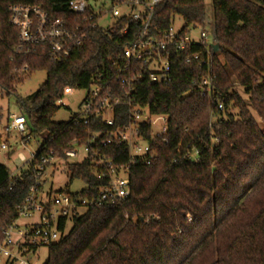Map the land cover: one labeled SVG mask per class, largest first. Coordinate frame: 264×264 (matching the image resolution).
I'll return each mask as SVG.
<instances>
[{"label": "trees", "instance_id": "trees-1", "mask_svg": "<svg viewBox=\"0 0 264 264\" xmlns=\"http://www.w3.org/2000/svg\"><path fill=\"white\" fill-rule=\"evenodd\" d=\"M71 1L0 0V89L16 97L27 129L41 140L36 160L20 177L0 164V242L36 181L41 158L65 159L71 143L85 146L94 134L111 130L100 121L85 126L74 119L53 120L68 87L89 90L103 77V82L113 79L118 88L113 64L133 43L139 25L121 19L112 28H94L70 10ZM87 1L93 5L101 0ZM212 3L220 45L219 52L212 53L215 95L209 99L192 91L193 81L206 72L195 63L186 64L185 53H173V81L168 86L153 85L146 76L138 80L117 124L129 122L131 102L152 115L166 116L167 133L154 143L158 159L131 166V191L124 202L61 218V232L69 222L72 228L45 246V264H264V1ZM16 5L40 7L71 27L81 24L82 46L55 61L48 50L21 43L10 21V8ZM177 18L185 26L203 25L205 0H164L156 8L152 29L164 30ZM36 72H46V82L28 99L20 98L16 87ZM237 86L249 96V104ZM220 104L223 112L218 111ZM146 133L150 137L148 128ZM103 151L117 163L128 162L124 146ZM192 151H197L194 158H184ZM67 172L70 185L85 184L83 198H97L104 182L90 160L69 165Z\"/></svg>", "mask_w": 264, "mask_h": 264}, {"label": "built area", "instance_id": "built-area-1", "mask_svg": "<svg viewBox=\"0 0 264 264\" xmlns=\"http://www.w3.org/2000/svg\"><path fill=\"white\" fill-rule=\"evenodd\" d=\"M109 1L112 4L110 10L98 8L96 4L91 5L87 0H72L69 8L83 17V24L92 23L94 28L101 27L106 30L121 19L139 25L133 43L113 64L115 77L118 76V88L112 84L113 79L103 82V77H100L99 83L85 90L86 95L79 105V112L73 118L85 126L90 125L92 121H100L111 130L94 134L85 146H79L77 142L71 143L65 152V159L41 158L36 181L29 189L26 200L17 207V219L4 231L0 242V264H33L30 258L33 259L39 251L35 252L34 248L54 244L66 234V230H59L61 218L72 219L85 213L89 207L114 206L129 198L131 166L151 164L157 160L158 153L154 143L156 138L162 137L168 130L166 116L152 115L147 107H140L133 102L130 103L133 108L129 112V122L122 126L117 124V120L123 118V102L131 98L134 84L143 76L153 85L168 86L173 81V53H185L186 64L195 63L198 69L206 72L198 81H193L195 86L192 91L196 89L203 97L209 99L215 95L217 78L212 68V45L216 43V37L214 30H207L206 21L203 25H183L181 28H177L173 23L164 30L154 31L153 17L156 8L164 0ZM9 13L12 26L18 30L20 42L48 50L55 61L69 58L72 50L82 46L85 40L81 24L71 27L64 20H53L40 7L16 5L10 8ZM108 17L114 20L113 23L106 28L102 27V21ZM128 27L129 25L122 30L123 34L128 32ZM197 29L199 35L198 39H195L192 30ZM195 48L196 52H191ZM76 91L80 90L66 88L59 105L64 106V98L72 96ZM192 91L185 95L191 94ZM218 111H224L223 104L218 106ZM147 128L148 132L150 130V137H147ZM14 130L20 134L23 145L29 143L28 137L25 136L27 125L24 116H14ZM113 146H124L128 150L127 163H117L105 154L103 150ZM0 148L7 150V142H2ZM37 153L32 154L29 160L19 153L18 160L30 166L36 160ZM196 154L197 151L188 152L184 158H194ZM81 156H84L83 159L76 161ZM86 160H90L104 182L97 198H83L80 191L74 194L60 190L41 199L51 170H54L55 174L64 165L67 172L69 165ZM48 165L51 167L47 168ZM21 219L33 222L19 224Z\"/></svg>", "mask_w": 264, "mask_h": 264}, {"label": "rangeland", "instance_id": "rangeland-1", "mask_svg": "<svg viewBox=\"0 0 264 264\" xmlns=\"http://www.w3.org/2000/svg\"><path fill=\"white\" fill-rule=\"evenodd\" d=\"M206 5V28L207 30L213 31L214 23V10L212 0H205ZM96 6L98 8H103L110 10L112 4L109 0H101ZM114 20L110 17L102 21L101 26L107 27L111 25ZM177 28L183 27V21L180 18H177L174 22ZM212 34V32H211ZM199 30H192V36L195 39H198ZM47 73L46 72H36L30 78L26 79L23 84L16 87L17 95L22 99H28L30 96L35 94L40 87L46 82ZM236 92L241 96V98L249 104V96L245 93L243 88L236 87ZM86 95V91L80 90L76 91L72 96H66L64 98V106L56 114L54 122L56 123H68L70 122L75 115L79 112V105ZM249 106V105H248ZM251 112L257 119V122L262 127V123L259 120V117L254 113L252 108L249 106ZM238 116V112H234ZM22 112L20 111L17 100L15 96H8L5 92H2L0 89V147L2 142H7L8 149L1 150L0 148V164L5 165L9 168L14 176H20L22 173L26 172L29 168L28 164L21 163L18 160V154L22 153L27 160H29L32 154L38 152L41 140L36 137V135H31L30 130L27 129L25 136L28 137L29 143L23 145L21 142V136L14 130V116H20ZM84 156H81L76 161H81ZM60 170H57L54 173V170H51L48 174V178L43 187V194L41 199H45L46 195L50 193H55L60 190H70L72 193H77L85 188V184L79 181H75L73 184H69L70 178L65 170L64 165H62ZM69 186V187H68ZM38 216L35 218L37 219ZM26 221L21 219L19 224H24ZM72 228V222H69L66 229V234ZM48 258V249L42 247L39 249L36 256L33 258V264H45Z\"/></svg>", "mask_w": 264, "mask_h": 264}, {"label": "water", "instance_id": "water-1", "mask_svg": "<svg viewBox=\"0 0 264 264\" xmlns=\"http://www.w3.org/2000/svg\"><path fill=\"white\" fill-rule=\"evenodd\" d=\"M212 49L214 53H218L220 50V45L218 43H215L212 45ZM43 138H45V136L43 135Z\"/></svg>", "mask_w": 264, "mask_h": 264}, {"label": "crops", "instance_id": "crops-1", "mask_svg": "<svg viewBox=\"0 0 264 264\" xmlns=\"http://www.w3.org/2000/svg\"><path fill=\"white\" fill-rule=\"evenodd\" d=\"M33 222V221H32ZM31 221H26L24 224H30L32 223Z\"/></svg>", "mask_w": 264, "mask_h": 264}]
</instances>
